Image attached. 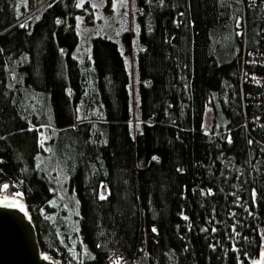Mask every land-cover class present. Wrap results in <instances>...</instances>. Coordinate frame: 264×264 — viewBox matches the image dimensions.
Masks as SVG:
<instances>
[{
	"label": "trees",
	"instance_id": "1",
	"mask_svg": "<svg viewBox=\"0 0 264 264\" xmlns=\"http://www.w3.org/2000/svg\"><path fill=\"white\" fill-rule=\"evenodd\" d=\"M45 1L0 0V193L22 194L40 253L257 261L264 0H118L102 24L113 0Z\"/></svg>",
	"mask_w": 264,
	"mask_h": 264
},
{
	"label": "water",
	"instance_id": "2",
	"mask_svg": "<svg viewBox=\"0 0 264 264\" xmlns=\"http://www.w3.org/2000/svg\"><path fill=\"white\" fill-rule=\"evenodd\" d=\"M48 1L39 5L35 11L41 9ZM211 125L212 111L207 107L202 127L208 131ZM4 201L7 202L0 203V264H53L50 257L40 253L35 228L24 199H18L17 194L8 197L0 193V202ZM261 253H264V249L261 250L257 261L261 260Z\"/></svg>",
	"mask_w": 264,
	"mask_h": 264
},
{
	"label": "crops",
	"instance_id": "3",
	"mask_svg": "<svg viewBox=\"0 0 264 264\" xmlns=\"http://www.w3.org/2000/svg\"><path fill=\"white\" fill-rule=\"evenodd\" d=\"M116 6H115V0L112 1L113 5L108 6L107 9L105 10V12H103V7L102 5H100V8H102V14L100 15V17L103 20H100V24H102L103 22L105 23H109V22H116L118 21V0H116ZM99 31V29H98ZM83 33V34H82ZM80 37H79V45L85 49L88 48L89 46V41H90V32L88 30L82 31ZM83 39V42H82Z\"/></svg>",
	"mask_w": 264,
	"mask_h": 264
},
{
	"label": "built area",
	"instance_id": "4",
	"mask_svg": "<svg viewBox=\"0 0 264 264\" xmlns=\"http://www.w3.org/2000/svg\"><path fill=\"white\" fill-rule=\"evenodd\" d=\"M136 49H139V50H141L142 49V47H137ZM249 75V74H248ZM248 77H252V79H251V81L253 82V83H257V84H260L261 86L263 85L264 86V74L263 75H255V76H248ZM132 122H134V121H132ZM118 260H115V259H113L109 264H115L116 262H117ZM120 264H125V262H120V261H118Z\"/></svg>",
	"mask_w": 264,
	"mask_h": 264
},
{
	"label": "snow or ice",
	"instance_id": "5",
	"mask_svg": "<svg viewBox=\"0 0 264 264\" xmlns=\"http://www.w3.org/2000/svg\"><path fill=\"white\" fill-rule=\"evenodd\" d=\"M60 21H57V23H59ZM25 25H21V27H24ZM154 159H155V157H154ZM3 187H4V189H7L8 188V185L7 184H5V185H3ZM17 195H20L19 193H17ZM105 197L102 195L101 196V199H104ZM7 201H4V202H0V203H6ZM21 207V211H23L24 209H23V206L21 205L20 206ZM185 219H187L186 217H185ZM153 231H155V229H153ZM45 259H47V257H45ZM117 264H119V262L117 261ZM254 264H264V253H261V260L260 261H254Z\"/></svg>",
	"mask_w": 264,
	"mask_h": 264
},
{
	"label": "rangeland",
	"instance_id": "6",
	"mask_svg": "<svg viewBox=\"0 0 264 264\" xmlns=\"http://www.w3.org/2000/svg\"><path fill=\"white\" fill-rule=\"evenodd\" d=\"M82 31H84V29L81 30V33H82ZM82 34H83V33H82ZM82 42H83V39H82ZM52 260H53V264H60L56 259H53V258H52ZM115 264H117V262H116ZM119 264H120V263H119Z\"/></svg>",
	"mask_w": 264,
	"mask_h": 264
},
{
	"label": "bare ground",
	"instance_id": "7",
	"mask_svg": "<svg viewBox=\"0 0 264 264\" xmlns=\"http://www.w3.org/2000/svg\"><path fill=\"white\" fill-rule=\"evenodd\" d=\"M19 194H20V195H17V198L23 201V196H22V194H21L20 192H19Z\"/></svg>",
	"mask_w": 264,
	"mask_h": 264
}]
</instances>
